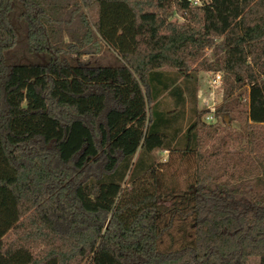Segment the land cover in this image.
<instances>
[{
  "label": "trees",
  "instance_id": "obj_1",
  "mask_svg": "<svg viewBox=\"0 0 264 264\" xmlns=\"http://www.w3.org/2000/svg\"><path fill=\"white\" fill-rule=\"evenodd\" d=\"M126 68L148 111L133 162L109 122ZM200 70L222 73L213 121ZM252 256L264 264V0H0V264Z\"/></svg>",
  "mask_w": 264,
  "mask_h": 264
},
{
  "label": "rangeland",
  "instance_id": "obj_2",
  "mask_svg": "<svg viewBox=\"0 0 264 264\" xmlns=\"http://www.w3.org/2000/svg\"><path fill=\"white\" fill-rule=\"evenodd\" d=\"M172 20H177V22L184 21L178 12L173 14ZM206 57L209 61L212 60L211 50H206ZM128 70L129 69L126 68L123 71L126 82L120 87L123 95V101L127 104V109L123 113L112 112L109 115V122L112 144L121 148L125 153L131 154L133 162L139 152L140 143L147 122L148 111L143 89L135 77L128 72ZM214 72L215 71H198L197 106L200 109H208V106L215 107L221 100L222 85H210V80L212 79ZM27 96L28 94L26 89H21L14 95V98L19 100L22 106L26 107L28 104ZM175 156L176 153H172V158H175ZM168 157L169 153L167 151L157 150L154 152V160L156 162L164 163ZM169 165L173 166L171 164ZM169 165L165 167H168ZM186 165L187 163L183 166ZM128 176L129 173L126 174L122 182L124 190L129 187ZM165 204H169V202L165 201ZM83 264L88 263L85 262ZM246 264H259V258L257 256H252L248 259Z\"/></svg>",
  "mask_w": 264,
  "mask_h": 264
},
{
  "label": "built area",
  "instance_id": "obj_3",
  "mask_svg": "<svg viewBox=\"0 0 264 264\" xmlns=\"http://www.w3.org/2000/svg\"><path fill=\"white\" fill-rule=\"evenodd\" d=\"M187 1L193 5H201L203 2V0H187ZM210 85L211 86H213V85L221 86L222 85V73L220 71H215L213 73V77L210 80ZM208 109L210 110V112H208L205 115V119H206V121H213L214 120V115H213L214 107L208 106Z\"/></svg>",
  "mask_w": 264,
  "mask_h": 264
}]
</instances>
